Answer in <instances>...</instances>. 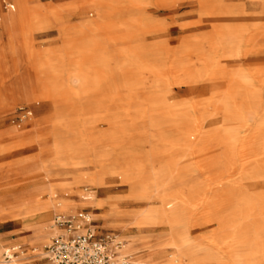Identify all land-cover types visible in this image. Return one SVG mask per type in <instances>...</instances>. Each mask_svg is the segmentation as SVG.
Returning a JSON list of instances; mask_svg holds the SVG:
<instances>
[{"label": "rangeland", "instance_id": "1", "mask_svg": "<svg viewBox=\"0 0 264 264\" xmlns=\"http://www.w3.org/2000/svg\"><path fill=\"white\" fill-rule=\"evenodd\" d=\"M30 2L49 15L0 38V250L16 248L0 264H50L67 233L45 253L25 246L28 222L12 216L39 186L68 204L51 221L85 212L123 240L120 262L264 264V0H104L103 19L95 1ZM15 10L0 4V24ZM48 55L64 61L42 69ZM190 122L215 140L186 147Z\"/></svg>", "mask_w": 264, "mask_h": 264}, {"label": "bare ground", "instance_id": "2", "mask_svg": "<svg viewBox=\"0 0 264 264\" xmlns=\"http://www.w3.org/2000/svg\"><path fill=\"white\" fill-rule=\"evenodd\" d=\"M94 1L95 3L98 4L97 11H98L99 19L110 17L113 14V12L105 8L104 0H90V2H94ZM17 3H18L19 8L15 10V13L14 12L5 13L3 22H1L0 24V38L4 34L12 35L17 26L23 25V23L30 22V20L33 19L35 16L43 17L46 15H49L48 11L45 9H41L40 7L39 8L32 7L30 0H17ZM88 26L89 27L94 26V28H92L94 30L102 28V25L100 26V22L98 20L88 22ZM186 43L187 42H185V44ZM58 61L63 62L64 60L63 59L60 60V58L59 59L52 58L51 56L48 55L46 57L44 56V58L40 57V60H38V63L42 69L44 68L53 69L54 64L57 63ZM51 64H53V66ZM84 72L85 71L82 68H78L74 76L79 81L83 80L86 77V74ZM71 76L74 77L73 75ZM54 77H56V74ZM59 78L61 79L59 86L62 87V89H64L62 91L69 92L70 90H67V89H70L69 88L70 86H68V84H65L64 82L65 78L61 76ZM181 83L190 85L192 87L195 83V75L189 74L187 77V80ZM65 86H68V87H65ZM50 92L52 94L53 93L56 94L54 89L53 91H50ZM182 117L183 116H181L180 118ZM189 127L190 128L188 130H185V132L180 134L181 141L185 144L186 147L195 149L200 144H209L211 143V141L215 140L216 132H204L201 130L202 127L200 128V126L196 124L193 125L191 122H190ZM243 151H247V150L243 149L242 153H244ZM256 169L258 173H264V160L263 162L258 163ZM54 190L55 189L51 186H44V187L39 186V187H35V188H32L24 192L20 196L18 203L25 208L18 210V212L13 214L12 216V217H23L27 220L28 224L24 229L23 240H25L26 242L24 243L25 246L28 245L27 243L33 246L32 249L34 250V252L38 250L44 252V249L42 246L43 241L59 233L60 227L56 226L55 223L50 220V215H49V213L53 210V208H55V205L57 204L58 207L60 208L64 207L67 210L66 205L68 204H64L63 202L58 201L57 199L59 196L57 195V193H55ZM41 191H47L50 197H52L51 201L47 203V205L45 206H43L44 204H41L40 202L39 197H40ZM90 199L92 198L88 199L85 196H82V200L84 202L82 203V206L83 207H94L95 203L92 201H89ZM4 202L3 204L5 206L12 204V202L7 201V199ZM258 203L260 202L258 201L255 205L253 204L254 207H257ZM184 216H185V211L178 204H175V206L169 209V222L173 225L182 221L184 219ZM248 241L249 239L246 237L241 242L247 243ZM23 245H20L19 248L23 249ZM128 249H129V246L126 245L125 248L121 252L122 253L121 257ZM7 250L8 248L0 250V257L3 255L2 254L3 251L6 252ZM236 262H240V261L236 260ZM50 264H53V263L50 262ZM118 264H123V262H119Z\"/></svg>", "mask_w": 264, "mask_h": 264}, {"label": "built area", "instance_id": "3", "mask_svg": "<svg viewBox=\"0 0 264 264\" xmlns=\"http://www.w3.org/2000/svg\"><path fill=\"white\" fill-rule=\"evenodd\" d=\"M5 10H15L14 0H0ZM1 20V15H0ZM90 198V192L85 190ZM54 223L66 227L67 233L52 239L46 247L48 260L53 264H118L124 241L117 236H99L92 229V219L85 213H79L73 219L63 215L55 216ZM16 248H9L4 253L7 262H12ZM126 264V262H123Z\"/></svg>", "mask_w": 264, "mask_h": 264}, {"label": "crops", "instance_id": "4", "mask_svg": "<svg viewBox=\"0 0 264 264\" xmlns=\"http://www.w3.org/2000/svg\"><path fill=\"white\" fill-rule=\"evenodd\" d=\"M11 230H13V231H16V230H18L17 228H16V226L13 224V226H12V229Z\"/></svg>", "mask_w": 264, "mask_h": 264}]
</instances>
